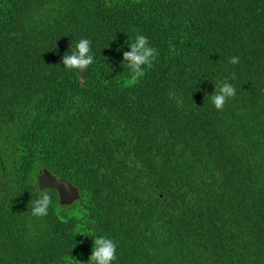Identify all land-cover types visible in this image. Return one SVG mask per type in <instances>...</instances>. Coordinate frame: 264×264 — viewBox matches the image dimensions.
<instances>
[{"label":"trees","instance_id":"16d2710c","mask_svg":"<svg viewBox=\"0 0 264 264\" xmlns=\"http://www.w3.org/2000/svg\"><path fill=\"white\" fill-rule=\"evenodd\" d=\"M43 169L79 199L36 217ZM101 235L112 264H264V0H0V264H87Z\"/></svg>","mask_w":264,"mask_h":264},{"label":"clouds","instance_id":"9594fccd","mask_svg":"<svg viewBox=\"0 0 264 264\" xmlns=\"http://www.w3.org/2000/svg\"><path fill=\"white\" fill-rule=\"evenodd\" d=\"M130 51L123 53V61L131 73L130 82H136L145 74V67H150L156 59L157 49L149 45L147 37L136 35L135 40L129 43ZM94 58L91 54V41L80 39L71 54L65 53L62 59L63 67L68 70L84 72L93 64ZM231 64L239 62L238 57H231ZM236 94L234 86L223 81L216 86L215 93L210 97L211 102L217 110H223L225 103ZM38 187V184H37ZM52 198L47 190H40V196L33 202L32 215L45 217L48 214ZM116 243L106 236H98L93 239L91 255L87 264H112L116 260Z\"/></svg>","mask_w":264,"mask_h":264},{"label":"water","instance_id":"95a60500","mask_svg":"<svg viewBox=\"0 0 264 264\" xmlns=\"http://www.w3.org/2000/svg\"><path fill=\"white\" fill-rule=\"evenodd\" d=\"M37 184L42 190H56L60 205H70L79 199V192L76 187L62 179L56 178L46 169H43L37 176Z\"/></svg>","mask_w":264,"mask_h":264}]
</instances>
